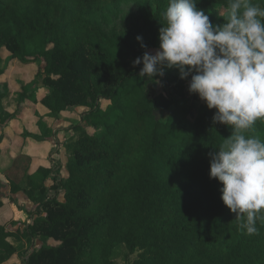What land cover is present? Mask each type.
Listing matches in <instances>:
<instances>
[{
	"label": "trees",
	"instance_id": "1",
	"mask_svg": "<svg viewBox=\"0 0 264 264\" xmlns=\"http://www.w3.org/2000/svg\"><path fill=\"white\" fill-rule=\"evenodd\" d=\"M195 3L213 25L224 23L228 0ZM250 3L264 8V0ZM167 6L168 0H0V48L12 61L38 65L34 79L21 82L17 111L7 112L8 93L0 94V123L15 119L25 100L41 104V134L23 136L46 142L64 112L89 110L86 126L70 128L76 138L66 145L64 167L31 174L29 166L23 185L11 182V193L24 192L35 208L18 207L30 217L13 221L22 228L0 225V264L17 253L15 239L42 243L26 264H117L121 245L137 255L126 264H264V224L257 220V235L241 230L221 199L223 185L209 175V153L232 129L214 124L216 110L189 92L191 76L183 80L164 67L162 77L147 78L142 63L133 67L146 51L159 50ZM149 79L160 80L163 92L148 93ZM245 135L264 141V120Z\"/></svg>",
	"mask_w": 264,
	"mask_h": 264
},
{
	"label": "clouds",
	"instance_id": "2",
	"mask_svg": "<svg viewBox=\"0 0 264 264\" xmlns=\"http://www.w3.org/2000/svg\"><path fill=\"white\" fill-rule=\"evenodd\" d=\"M226 11L224 23L213 25L195 0H168L159 50L146 51L133 67L142 63L147 78L162 77L164 67L183 80L191 76L189 92L216 110L214 124L232 129L209 153V175L223 185L221 199L239 228L257 235V220L264 224V141L245 133L264 120V8L228 0Z\"/></svg>",
	"mask_w": 264,
	"mask_h": 264
},
{
	"label": "rangeland",
	"instance_id": "3",
	"mask_svg": "<svg viewBox=\"0 0 264 264\" xmlns=\"http://www.w3.org/2000/svg\"><path fill=\"white\" fill-rule=\"evenodd\" d=\"M156 51L158 50H151L149 51L150 54H155ZM10 53L5 50L4 48H0V80H2V84L0 85V92H2L3 90H9V87L12 90H19L21 82H30L32 79H34L35 75L38 72V65H32V66H26L24 64H22L20 61H15V63H17L16 65H18L19 67L14 69L11 67V62L13 63V61L10 59ZM4 83H7V89L6 87H3L2 85ZM147 91L150 94L153 95H157L160 94L161 92H163V87L161 84V81L159 80L156 83H153L152 80L149 79L148 81V85H147ZM43 91L39 92V95L42 96ZM17 102L19 101V96H17ZM18 104V103H17ZM29 105V107H27L25 109V107L23 108L25 111L27 110V114L30 116H33L35 113H37L36 116L39 117H43L45 115H43L44 113H46L45 108L41 105V104H35V103H31L30 101H28L27 103ZM17 107V108H16ZM18 109V105L15 106L16 110ZM88 109L87 108H77V109H69L68 111L64 112L61 116V120H59L58 122H56L53 126L56 133V137L55 140H52V144L51 146H48L46 148V153H47V158L44 161V165H53L58 167V169L65 166V161L67 160V156H66V145L73 141L76 138V132L72 129H70L72 126L75 125H83L86 126L87 123L84 121V117L85 115L88 113ZM19 121V120H16ZM49 122H51V120H49ZM17 125L19 126V128H21V123L19 124V122H17ZM34 131H38V129L35 127ZM1 140V139H0ZM20 160V158H16V162ZM24 164H22V173L21 176H19L16 181L18 183H20V185H23L25 180H24V169L26 167L27 164H25L24 159L22 160ZM62 164V165H60ZM58 173V171H57ZM65 169H62L61 174L62 175H66L65 174ZM7 176V175H6ZM7 179L12 182L14 181L12 178H10L9 176H7ZM9 182V186L11 189V185ZM48 185H52L53 181L50 180L49 182H47ZM60 199H63V196L60 197ZM29 216L25 215V214H21V212H6L4 215H2L0 217V222H3L4 224L2 225H7L9 227V229H13V230H17L19 227L22 228V225H20L21 223H19V225H14L12 224L13 221H22V220H26V221H30L29 220ZM22 219V220H20ZM16 245L18 246V251L17 253L8 261V263L6 264H26V260L28 259V256L34 251L35 247L36 248H40V246L42 245L41 242H36V246L35 245H31L25 241H18L15 239ZM136 254L135 255H130L129 250L127 249V247L125 245H121L117 248V250L114 253V259L115 262L117 264H126L129 260L132 261L134 258H136Z\"/></svg>",
	"mask_w": 264,
	"mask_h": 264
},
{
	"label": "crops",
	"instance_id": "4",
	"mask_svg": "<svg viewBox=\"0 0 264 264\" xmlns=\"http://www.w3.org/2000/svg\"><path fill=\"white\" fill-rule=\"evenodd\" d=\"M15 61L17 60H14L13 63L11 62V67L14 69L19 67L18 65H16L17 63H15ZM2 82L3 81L0 80V85L2 84ZM7 85V83H4L2 86L6 87L7 89ZM19 90H12L9 87V90H3L2 92H0V94L8 93L2 99V106L7 112L13 113L17 111V109H14L18 103L17 96H19ZM28 101L30 100L24 101L22 110L15 119L9 120L5 124L0 123V139L2 138V143L0 144V199H2L5 203L4 207L0 208V217L6 212H20L18 207H23L27 211H32L35 208V204L28 198V196L24 192L20 191L17 194L11 193V189L9 186L10 181L7 179V176L16 181V179L21 176L23 169L22 164H24L22 161L23 158H21L17 162L16 158L25 155L33 159L31 164H29V161L27 159H24L25 164H27L24 172L27 167L30 166L29 173L31 174L35 173L41 166L53 167L52 164L44 165L43 163L47 158L46 148L48 146H51L53 142L52 140H55L56 129L53 128V136L46 142H38L36 140L25 138L23 136L25 131L31 132L35 135L41 134L40 130L38 129V122L40 121L41 117L36 116L37 113H35L33 116H30L27 114V110L25 111L23 109L24 107L25 109L29 107V105L27 104ZM30 102L32 103V101ZM46 114L47 110L43 115L46 116ZM17 122H19V124L21 123V128H19ZM35 127L38 129V131H34ZM65 163H67V160L65 161ZM12 199H14L16 203L11 202ZM2 224L4 223L0 222V225Z\"/></svg>",
	"mask_w": 264,
	"mask_h": 264
},
{
	"label": "water",
	"instance_id": "5",
	"mask_svg": "<svg viewBox=\"0 0 264 264\" xmlns=\"http://www.w3.org/2000/svg\"><path fill=\"white\" fill-rule=\"evenodd\" d=\"M157 119H160V112H156Z\"/></svg>",
	"mask_w": 264,
	"mask_h": 264
}]
</instances>
